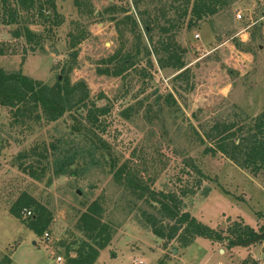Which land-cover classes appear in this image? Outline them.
Listing matches in <instances>:
<instances>
[{"label":"rangeland","instance_id":"obj_1","mask_svg":"<svg viewBox=\"0 0 264 264\" xmlns=\"http://www.w3.org/2000/svg\"><path fill=\"white\" fill-rule=\"evenodd\" d=\"M56 1L61 25L35 21L36 14L28 23L42 37L35 52L13 37L18 24L0 22V42L19 51L0 55V67L53 85L70 59V33L85 34L69 76L85 80L91 100L109 107L96 130L103 149L73 165L75 173L55 177L30 151L44 152L57 139L87 148L72 113L23 122L0 106V264H70L68 254L87 239L79 219L96 200L114 235L95 264H264V239L229 248L207 237L188 246L159 238L144 214L154 212L149 202L116 175L125 167L150 191L194 189L182 197L183 210L226 235L234 221L264 231V170L254 174L205 151L215 144L205 136L216 122L253 124L264 112V0H235L192 27L181 17V0ZM165 44L183 56L184 75L177 77L184 69L169 63ZM30 164L40 178L25 170ZM23 193L45 207L48 236L30 226L36 205L27 207L31 214L26 207L19 217L12 213Z\"/></svg>","mask_w":264,"mask_h":264},{"label":"trees","instance_id":"obj_2","mask_svg":"<svg viewBox=\"0 0 264 264\" xmlns=\"http://www.w3.org/2000/svg\"><path fill=\"white\" fill-rule=\"evenodd\" d=\"M234 1L181 0L182 4L179 6L181 17L189 18L188 26L192 27L205 18L218 14ZM2 3L0 22L5 25L18 24L13 29L12 35L16 40L24 38L27 44L23 46L24 51L35 52L42 42L40 33L34 31L28 24L32 16L36 14L35 21L39 22L42 19L44 23L51 21L53 25H61L64 22V17L58 12L56 0H2ZM75 4L78 7L81 6L79 0H75ZM22 21L27 24H21ZM70 37V59L62 67L64 77L63 79L58 77L53 85L35 79L21 70L8 71L0 67V106L10 108L17 121L20 119L23 122L31 119L40 121L45 118L51 122L62 118L66 113H72L71 116L76 121L73 125L74 129L77 133L86 135L85 144H89L87 148L77 146L74 142L69 143L64 139H57L45 147L44 152H38V148L31 149L30 154L33 157L39 156L38 161L47 163V166L41 170L52 169V175L55 177L75 173L72 170L73 165L83 161L86 154L94 157L103 149L100 144L104 142L98 137L96 130L102 124L101 117L109 112L108 106H100L91 100L90 88L85 80L72 82L69 73L77 65L79 45L86 35L83 33L75 35L71 32ZM12 45L14 44L10 42H0V55L18 53L17 46L12 48ZM162 47L168 54L170 64L178 70L186 67L183 56L177 50L171 51L168 44ZM160 52L157 50L156 53ZM125 63L130 66L134 64L129 59L125 60ZM186 69L179 72L177 77L184 75ZM101 73L108 72L103 69ZM116 73L121 75L123 70ZM170 97L173 99L171 94ZM200 136L201 141L205 142L206 137L215 142L205 149L207 153L221 152L238 166L249 169L254 174L264 170V112L256 118L253 124L235 120L216 122L211 127V131L206 132L205 137ZM190 164L193 168L199 169L196 164L192 162ZM25 170L32 173L34 177H41L40 171L35 168L34 164L26 166ZM116 173L121 181L123 179L127 181L128 185L133 187V191L138 192L139 198L146 199L153 208L154 212L146 210L144 214L153 233L159 238L168 241L176 239L183 246H188L194 243L197 237H207L214 242L227 240L229 248L247 246L264 239V231L259 232L242 222L234 221L228 227L226 235L224 231H217L189 211H184L182 197L194 193V189H183L181 194L175 191H150L148 187L136 184V178L127 168L120 167ZM34 205L38 212L34 215L30 226L36 234L43 235L49 227V218L45 214V207L37 204L30 194L23 193L11 210L15 216L19 217L24 207L26 211L32 212L27 207ZM78 225L87 235V239L78 245L74 256L68 254V261L70 264H95L101 251L111 243L114 235L113 226L104 220V208L100 201L96 200L88 206L87 210L82 213ZM243 263L247 264L248 260H244Z\"/></svg>","mask_w":264,"mask_h":264},{"label":"built area","instance_id":"obj_3","mask_svg":"<svg viewBox=\"0 0 264 264\" xmlns=\"http://www.w3.org/2000/svg\"><path fill=\"white\" fill-rule=\"evenodd\" d=\"M239 16H241V15L239 14ZM27 213H28V214H31L32 212H31V211H27ZM48 235H49V233L46 232V236H48Z\"/></svg>","mask_w":264,"mask_h":264},{"label":"crops","instance_id":"obj_4","mask_svg":"<svg viewBox=\"0 0 264 264\" xmlns=\"http://www.w3.org/2000/svg\"><path fill=\"white\" fill-rule=\"evenodd\" d=\"M101 257V256H100Z\"/></svg>","mask_w":264,"mask_h":264}]
</instances>
